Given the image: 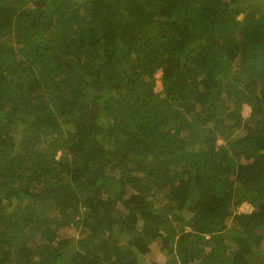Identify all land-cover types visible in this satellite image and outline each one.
<instances>
[{
    "label": "trees",
    "instance_id": "trees-1",
    "mask_svg": "<svg viewBox=\"0 0 264 264\" xmlns=\"http://www.w3.org/2000/svg\"><path fill=\"white\" fill-rule=\"evenodd\" d=\"M157 249L264 264V0H0V264Z\"/></svg>",
    "mask_w": 264,
    "mask_h": 264
},
{
    "label": "rangeland",
    "instance_id": "rangeland-1",
    "mask_svg": "<svg viewBox=\"0 0 264 264\" xmlns=\"http://www.w3.org/2000/svg\"><path fill=\"white\" fill-rule=\"evenodd\" d=\"M156 89H157V91H159L161 89V81L159 80V77L157 80ZM242 110H243L242 112L244 114H246V116H247L250 113L251 108L248 104H245ZM219 142L221 143L222 140H220ZM244 206H245V208L251 207L248 203H246ZM165 262H166L165 255L162 253V251L157 249L154 253H152L151 256L147 257V255H146L145 258L142 259L141 264H164Z\"/></svg>",
    "mask_w": 264,
    "mask_h": 264
}]
</instances>
